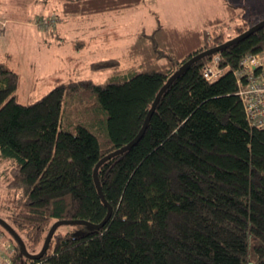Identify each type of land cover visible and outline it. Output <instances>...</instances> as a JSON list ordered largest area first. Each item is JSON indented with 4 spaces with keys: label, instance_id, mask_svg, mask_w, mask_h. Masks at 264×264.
<instances>
[{
    "label": "trees",
    "instance_id": "trees-1",
    "mask_svg": "<svg viewBox=\"0 0 264 264\" xmlns=\"http://www.w3.org/2000/svg\"><path fill=\"white\" fill-rule=\"evenodd\" d=\"M143 0H62L68 14L134 7ZM228 7V6H227ZM236 12L228 8L227 18ZM242 13L241 11L236 14ZM233 25H157L140 31L98 83L58 84L21 103L18 73L0 60V217L37 253L58 219L99 223L107 206L93 179L96 163L129 143L155 95L193 55L263 19ZM210 28V30H208ZM264 48V27L193 61L162 92L141 137L103 161L97 176L111 208L99 228L63 224L39 258L14 237L10 264H264V127L246 117L234 70ZM217 55L221 74L207 80Z\"/></svg>",
    "mask_w": 264,
    "mask_h": 264
},
{
    "label": "rangeland",
    "instance_id": "rangeland-1",
    "mask_svg": "<svg viewBox=\"0 0 264 264\" xmlns=\"http://www.w3.org/2000/svg\"><path fill=\"white\" fill-rule=\"evenodd\" d=\"M2 2L0 60L19 75L15 94L21 103L39 99L58 84L103 81L110 69L93 66L101 60L117 58L121 67L133 64L126 50L140 28L150 31L156 23L201 28L207 18L218 16L232 34L235 23L264 17V0H144L134 7L82 15L64 13L62 0ZM228 8L242 13L229 19Z\"/></svg>",
    "mask_w": 264,
    "mask_h": 264
},
{
    "label": "built area",
    "instance_id": "built-area-1",
    "mask_svg": "<svg viewBox=\"0 0 264 264\" xmlns=\"http://www.w3.org/2000/svg\"><path fill=\"white\" fill-rule=\"evenodd\" d=\"M4 22L0 26V33L4 31ZM219 57L214 55L202 70L207 80L217 78L222 69L218 67ZM234 70L237 77L238 91L246 117L256 125L264 127V48L259 52L247 53L239 61ZM14 249L3 238L0 231V264H10Z\"/></svg>",
    "mask_w": 264,
    "mask_h": 264
},
{
    "label": "water",
    "instance_id": "water-1",
    "mask_svg": "<svg viewBox=\"0 0 264 264\" xmlns=\"http://www.w3.org/2000/svg\"><path fill=\"white\" fill-rule=\"evenodd\" d=\"M264 27V18L259 20L258 22L254 23L252 26H250L249 28H247L246 30H244L243 32L239 33L238 35L226 40L225 42L219 44V45H216V46H213V47H210L206 50H203L195 55H193L192 57H190L187 61H185L179 68L178 70H176L173 74H171V76H169V78L166 80V82L161 86V88L159 89V91L157 92V94L155 95V98L152 102V105L151 107L149 108L147 114H146V117L144 119V122L140 128V130L138 131V133L136 134V136L129 142L127 143L126 145L106 154L105 156H103L97 163L96 165L94 166V169H93V179H94V183H95V186L97 188V192L99 194V196L101 197L103 203L107 206V214L106 216L103 218V220L99 223H93V222H90V221H87V220H84V219H58V220H55L54 222H52V224L50 225L48 231H47V234L45 236V239H44V242L42 244V247L41 249L37 252V253H29L27 250H26V247H25V244L22 240V238L17 234V232L4 220L0 217V225L3 226L13 237L14 239L17 241L22 253L24 254V256H26L27 258H39L44 252L45 250L47 249V246H48V243L54 233V231L57 229V227H59L60 225H63V224H71V223H76V224H85L87 226H89L90 228H99L109 217L110 215V206L109 204L105 201L104 199V196L102 194V190H101V187H100V184H99V180H98V176H97V169L99 167V165L105 161L106 159L108 158H111L112 156L116 155V154H119L123 151H125L126 149L130 148L134 143L137 142V140L141 137L146 125H147V122L149 120V117L152 113V111L154 110V107L159 99V97L161 96L162 92L164 91V89L179 75L181 74L193 61L195 60H198L200 58H202L203 56L205 55H210V54H213L215 52H217L218 50L230 45V44H233L241 39H243L244 37H246L247 35H249L250 33L260 29Z\"/></svg>",
    "mask_w": 264,
    "mask_h": 264
},
{
    "label": "crops",
    "instance_id": "crops-1",
    "mask_svg": "<svg viewBox=\"0 0 264 264\" xmlns=\"http://www.w3.org/2000/svg\"><path fill=\"white\" fill-rule=\"evenodd\" d=\"M143 1H144V0H143ZM143 1H142L141 3H143ZM139 5H140V4H139ZM137 6H138V5H137ZM2 7H3V2H2V0H0V8H2ZM3 8H4V7H3ZM156 25H157V23H156ZM173 26H174V25H173ZM136 30H137V29H136ZM142 30L145 31V29H143V28L138 29L136 35H137L140 31H142ZM136 35H135V37H136ZM135 37H134V39H135ZM134 39H133V40H134ZM133 40H132V41H133ZM130 44H131V43H130ZM130 44H129V45H130ZM129 45H128V46H129Z\"/></svg>",
    "mask_w": 264,
    "mask_h": 264
}]
</instances>
